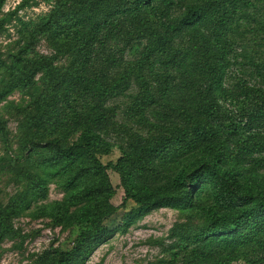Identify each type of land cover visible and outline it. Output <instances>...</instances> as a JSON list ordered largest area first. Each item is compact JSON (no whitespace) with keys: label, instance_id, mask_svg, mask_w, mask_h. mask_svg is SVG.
<instances>
[{"label":"rangeland","instance_id":"374dc122","mask_svg":"<svg viewBox=\"0 0 264 264\" xmlns=\"http://www.w3.org/2000/svg\"><path fill=\"white\" fill-rule=\"evenodd\" d=\"M210 1L153 0L152 7L165 15L145 9L142 19L149 29H143L139 20L121 19L117 29L102 33L106 43L94 53L102 62L115 58L118 70L132 65L136 71L129 89L109 102L112 116L109 125L97 131L103 141L96 157L104 166L119 167L142 144L165 143L155 162L143 163V174L133 172L135 183L148 193H158L183 166L214 158L240 189L264 193V121L259 119L264 114V0H254L253 8L238 13L229 25L227 50L218 64L213 50L206 53L204 41L200 42L213 33L207 23L183 34L182 42L193 41L197 47L185 55L174 74V86L168 88L158 61L144 65L141 60L153 44L149 38L167 33L187 6ZM81 6L80 0L0 3V19L8 20L0 36V223L4 218L0 264H58L61 253L78 247L84 228L76 216L91 200L76 193L85 185L69 191L64 181L44 175V163L55 152L48 142L57 140L68 148L84 133L80 126L69 124V117L82 111L79 93L67 96L62 91L65 85H60L73 74L76 57L65 53L57 33L38 31L55 11L73 13ZM209 20L212 24L217 18ZM207 57L213 63L206 65ZM205 100L214 110L209 144L197 142L179 151L169 148V140L188 139L191 126L207 120L199 113ZM40 178L47 179L41 183ZM105 178L108 206L117 213L105 222L109 235L85 243L72 258L75 264H170L195 259L188 238L206 225L205 209L215 203L212 194L196 193L186 209L168 207L137 217L124 232V215L138 206L133 201L125 204L126 190L117 171L110 167ZM216 245L206 249L211 254L207 264H264L260 249L233 253L228 248L233 243Z\"/></svg>","mask_w":264,"mask_h":264},{"label":"trees","instance_id":"16d2710c","mask_svg":"<svg viewBox=\"0 0 264 264\" xmlns=\"http://www.w3.org/2000/svg\"><path fill=\"white\" fill-rule=\"evenodd\" d=\"M3 1L0 0V3ZM152 1L80 0L81 8H76L73 13L57 10L55 15L51 14L44 19L38 29L41 34L57 33L65 53L76 57L73 74L65 76L60 85H65L61 88L67 96L79 93V102L83 105L81 112H75L72 117L65 115L64 118H71V127L77 125L84 130L79 142L63 148L59 141L50 140L48 145L55 152L44 163V175L48 179L59 178L69 191H75L79 185L84 184L85 188H79L76 195L91 200L76 216V223L84 226L76 242L78 247L69 253H61L58 264H75L72 258L80 253L85 243L109 235L105 222L117 213L116 208L108 206L109 184L105 173L110 167L121 177L126 190L125 204L133 201L138 206L130 214L124 215V232L137 217L154 210L191 207L196 193L206 191L214 196V206L205 209L206 225L196 235L188 238L192 245L190 253L195 259L184 262L174 260L170 264H207L211 254L206 249L213 244L233 243L228 247L233 253L250 249L264 251V193L240 189L234 176L221 168L216 158L211 161L198 160L183 166L169 184L152 194L135 183L133 172L143 174L146 171L141 168L143 163L150 165L155 162L163 154L161 146L165 143L142 144L119 167L104 166L96 157V148L103 141L97 131L106 128L112 116L108 108L109 102L129 89L136 71L132 65L118 70L115 58L110 57L108 61L102 62L98 54L94 56V53L98 45L104 46L106 43L102 41V33L108 28L117 29L121 19L139 20L143 29H149L146 19H142L145 9L165 15L158 7H152ZM253 2L254 0H211L203 5L187 6L176 24L168 27L167 33L148 39L153 44L142 53V63L152 65L158 61L166 74L168 88L174 86V74L181 68L185 55L191 54L197 47L193 41L182 42V35L207 23L213 33L203 36L200 42L204 41L206 53L213 50L215 63L218 64V58L227 50L225 40L229 38V25L235 22L238 13L252 9ZM164 4L172 7L170 1H165ZM213 15L217 20L211 24L209 18ZM7 23L6 18L0 19V36L4 34ZM208 61L213 63V59L209 57L205 60L206 65L209 64ZM114 68L116 72L112 71ZM199 113L207 120H197L191 126L188 139L178 137L169 140V148L179 151L197 142L204 146L209 144V138L213 136L209 119L214 110L208 100L204 101ZM259 119L264 121V114ZM47 178H40L39 181L42 183ZM2 221L0 227H3ZM216 248L221 249L222 246Z\"/></svg>","mask_w":264,"mask_h":264}]
</instances>
